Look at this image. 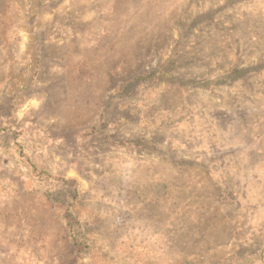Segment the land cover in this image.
I'll use <instances>...</instances> for the list:
<instances>
[{
    "label": "rangeland",
    "instance_id": "374dc122",
    "mask_svg": "<svg viewBox=\"0 0 264 264\" xmlns=\"http://www.w3.org/2000/svg\"><path fill=\"white\" fill-rule=\"evenodd\" d=\"M0 264H264V0H0Z\"/></svg>",
    "mask_w": 264,
    "mask_h": 264
}]
</instances>
